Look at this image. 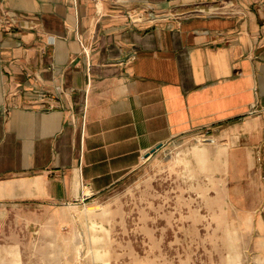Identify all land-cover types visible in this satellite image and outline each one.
<instances>
[{"label": "crops", "instance_id": "1", "mask_svg": "<svg viewBox=\"0 0 264 264\" xmlns=\"http://www.w3.org/2000/svg\"><path fill=\"white\" fill-rule=\"evenodd\" d=\"M198 139L264 237V0H0V205L94 202Z\"/></svg>", "mask_w": 264, "mask_h": 264}, {"label": "rangeland", "instance_id": "2", "mask_svg": "<svg viewBox=\"0 0 264 264\" xmlns=\"http://www.w3.org/2000/svg\"><path fill=\"white\" fill-rule=\"evenodd\" d=\"M203 143L214 140L152 149L94 202L0 205V264H264V237L242 212L253 191Z\"/></svg>", "mask_w": 264, "mask_h": 264}, {"label": "bare ground", "instance_id": "3", "mask_svg": "<svg viewBox=\"0 0 264 264\" xmlns=\"http://www.w3.org/2000/svg\"><path fill=\"white\" fill-rule=\"evenodd\" d=\"M103 213L101 212L100 215H102Z\"/></svg>", "mask_w": 264, "mask_h": 264}, {"label": "water", "instance_id": "4", "mask_svg": "<svg viewBox=\"0 0 264 264\" xmlns=\"http://www.w3.org/2000/svg\"><path fill=\"white\" fill-rule=\"evenodd\" d=\"M152 151H154V149Z\"/></svg>", "mask_w": 264, "mask_h": 264}]
</instances>
